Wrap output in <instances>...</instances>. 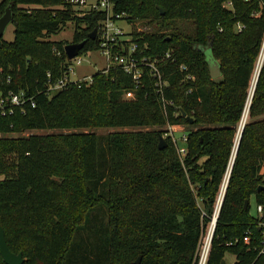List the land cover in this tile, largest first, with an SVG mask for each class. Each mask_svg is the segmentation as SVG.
<instances>
[{"label": "trees", "instance_id": "16d2710c", "mask_svg": "<svg viewBox=\"0 0 264 264\" xmlns=\"http://www.w3.org/2000/svg\"><path fill=\"white\" fill-rule=\"evenodd\" d=\"M112 2L132 21L157 22L153 32L132 35L152 56L170 51L160 62L168 80L162 93L149 76L135 98H124L132 77L112 67L95 72L90 83L72 81L48 94L47 73L62 77L69 63L68 42L51 34L72 20V41H80L104 12L78 15L66 0L0 1V15L12 4L14 25L12 40L0 38V91L24 89L35 100L0 116V225L9 248L23 253L22 264H137L139 255V264H196L214 217L261 58L264 0ZM98 45L89 38L80 53ZM207 49L220 63V77L210 75ZM67 120L79 129L151 128L10 134ZM178 122L187 127L185 153L171 136L159 147L163 126ZM252 196L264 206V60L207 264H229L226 253L234 255L231 264H264V225L250 212ZM0 264H7L1 252Z\"/></svg>", "mask_w": 264, "mask_h": 264}, {"label": "built area", "instance_id": "2783aa9c", "mask_svg": "<svg viewBox=\"0 0 264 264\" xmlns=\"http://www.w3.org/2000/svg\"><path fill=\"white\" fill-rule=\"evenodd\" d=\"M72 7L76 8V13L78 15L85 14L90 11H103L104 17L100 20V24L97 26L96 39L98 40V50L104 55L106 64L98 71L108 72L112 67H119L123 69L126 73L130 74L133 80V87L128 88L124 92V98L131 99L135 98L136 92L135 89L144 85L146 78L151 76L154 78L155 87L159 92L162 93L164 85L168 84V80L165 78L164 71L160 66V62L165 58L170 56V51H166L160 57L152 56L146 52V47L142 46L141 43L137 40V37L132 35L131 31H126L124 29V24H131V19L125 11L116 12L113 8L112 0H66ZM124 22V23H123ZM241 27V26H240ZM82 54L80 53L69 59L68 68L64 76L58 77L55 79L51 78V72L49 71L47 75L49 76L48 85L46 92L52 94L53 91L65 88L69 86L72 81L85 80L90 83L93 80V74H86L80 78L72 79L70 73L74 71V67L71 64V61L74 60L76 63H81L83 61ZM260 63L262 66V62ZM182 70H187V66L180 64ZM3 68L0 66V79L2 78ZM185 78L193 79L194 76L186 72ZM8 79H10L8 77ZM252 90L249 92V97L247 99L246 106L244 108L240 123H239V132L238 139L241 133L242 128L246 122V118L249 113L250 100ZM251 97V98H250ZM163 100H166L164 97ZM30 103L32 106H35L34 96L28 94L24 89L13 91L8 90L7 92L0 91V116H8L13 114L17 107L24 109L26 103ZM169 103H172V100H168ZM178 112L175 113L177 115ZM182 123H167L169 127L171 125L177 126ZM173 140L177 142L172 135H169ZM182 140H187V134L183 131ZM238 143V140H237ZM179 147V144H177ZM237 148V144L235 141ZM180 150V149H179ZM186 151V147H185ZM236 151V149H235ZM182 152V151H181ZM235 155V154H234ZM234 158V156H233ZM233 160V159H232ZM232 163V161H231ZM231 166V165H230ZM230 169V168H229ZM229 169L227 171L226 177L221 185V189L218 195L217 205L215 207L214 217L219 214V207L222 198L226 191V185L228 183L227 177L229 174ZM230 175V174H229ZM229 179V178H228ZM258 217L261 219V224L264 225V206L262 204H257ZM213 217V218H214ZM213 219L211 221V226L209 231L202 236L204 239L203 242H200L199 255L196 264H207L208 255L211 247V241L213 236ZM201 239V241H202ZM244 240L248 242L250 240L249 235L244 236Z\"/></svg>", "mask_w": 264, "mask_h": 264}, {"label": "rangeland", "instance_id": "374dc122", "mask_svg": "<svg viewBox=\"0 0 264 264\" xmlns=\"http://www.w3.org/2000/svg\"><path fill=\"white\" fill-rule=\"evenodd\" d=\"M91 1H93V0H91ZM156 23L157 22H148L147 20H137L136 19V20L131 21V24H126V25L124 24V29L126 31L134 30V31L153 32L157 27ZM73 36H74V22L72 20H68L66 22L65 26L63 28H61L59 31L52 33L50 38H52V39H63L64 41L72 42ZM3 37L5 39H8V40H12L14 38V25L12 22H10L7 25V27L4 31ZM82 58H83V61L81 63H76V61H74V60L71 61V64L74 67V71H72L70 73V77L72 79L80 78L86 74H94L95 72L98 71V69H101L106 64L104 55L97 48L89 49L86 52H83ZM258 62H259V60L257 61V64L255 66L251 80L255 74H256L255 76H257V72L259 70ZM257 67H258V70H257ZM255 70H257V72ZM255 81H256V79H255ZM255 81H254V85H252V83H253L252 81L250 82L249 92H250V90H252L250 96H253V93H254L253 89L255 90L254 86H256V82H257V81L255 82ZM252 87H253V89H252ZM249 92H248V97H249ZM251 100H252V98H251ZM251 100H250V104H251ZM249 109H250V105H249ZM248 117H249V113H248V116L246 118V121H247ZM69 122L70 121L67 120L63 126L58 127V128L32 129V130H27L24 132L11 131L10 134L17 136V135H20L23 133L28 134L30 132L50 133V132L59 131V130L64 131V132H68V131H72V130H89V129L95 130L98 133H107V132H114V131L119 132V131L133 130V129H149V128H151L150 126L149 127H132V126L118 127V126H110L109 125L106 127H91V128L89 126L86 128L79 129V128H75L72 125H70ZM186 128L187 127L185 126V124H180L177 126L171 125V127H169L168 125L163 126V129L166 130L163 133V135L165 137L172 135L175 139H177V142L179 143V149H180V151H182V153L186 152L185 151V141H183L181 138L183 131H185ZM238 132H239V129H237V131H236L234 142L236 141V138L238 137ZM250 212L254 215H258L255 201H252ZM3 218L5 219L6 223L11 222V218L9 217L8 214L4 215ZM210 226H211V223H209V225L207 226L205 234L209 231ZM13 227L18 228L16 226H13ZM203 241H204V239H202L201 242H203ZM140 260H141V258H140ZM226 261H227V263L231 264L234 261V255L232 253H226Z\"/></svg>", "mask_w": 264, "mask_h": 264}, {"label": "water", "instance_id": "95a60500", "mask_svg": "<svg viewBox=\"0 0 264 264\" xmlns=\"http://www.w3.org/2000/svg\"><path fill=\"white\" fill-rule=\"evenodd\" d=\"M159 8L161 10V13H163L164 9L160 5H159ZM12 20H13V11H12V4L10 3L5 8L4 13L2 15H0V38L3 37L4 31H5L6 27H7V25L10 22H12ZM96 34H97V27H95L94 30L92 32H90L89 35L86 38H83L80 41H72V42L66 43L64 48H65L67 57L69 59H71L74 56H76L77 54H79L80 50L85 46L87 40L89 38L95 39ZM206 56H207L206 59H207V62H208V67H209V72H210L211 77L212 78L220 77L222 75V71H221V67H220L219 61L212 56L211 50H209V49L206 50ZM260 69H261V65L259 67V70H258V73H257V76H256V81L258 79V76H259V73H260ZM253 91H254V89H253ZM183 115H185L188 119L193 120V117L190 116V115H187L185 111H183ZM242 132H243V128L241 130V133H240V136H239V139H238L237 148H238V145H239V142H240V138H241ZM159 137H160L159 147L163 148V147H165L167 145L166 137L163 134H161V133H160ZM237 148H236L235 154L237 152ZM234 157H235V155H234ZM233 160H234V158H233ZM233 160H232V163H231V166H230V169H229V174H230V171H231L232 166H233ZM229 174H228V177H227V181H228V178H229ZM226 187H227V185H226ZM222 202H223V198L221 200L219 210L221 208ZM248 203H249V199H247L245 201V206ZM217 218H218V213L213 218V224H214L213 233H214L215 225H216V222H217ZM0 252L2 254V257H3L4 261L7 264H22L23 261L25 260V257L23 256V253L21 251L16 253V252L12 251L9 248V246L7 244L6 237H5L4 228L1 225H0ZM140 258H141V255H139L137 260H136L137 264H139Z\"/></svg>", "mask_w": 264, "mask_h": 264}, {"label": "bare ground", "instance_id": "6f19581e", "mask_svg": "<svg viewBox=\"0 0 264 264\" xmlns=\"http://www.w3.org/2000/svg\"><path fill=\"white\" fill-rule=\"evenodd\" d=\"M261 58H259L260 59V61H259V64H258V67H260V63H261V61H262V59H263V57H264V44H263V49H262V53H261V56H260ZM257 67V68H258ZM258 73V72H257ZM256 75V74H255ZM254 75V77H253V80H252V82L253 81H255V79H256V76ZM252 85H254V82L252 83ZM252 89H253V87H252Z\"/></svg>", "mask_w": 264, "mask_h": 264}, {"label": "crops", "instance_id": "0c3cea01", "mask_svg": "<svg viewBox=\"0 0 264 264\" xmlns=\"http://www.w3.org/2000/svg\"><path fill=\"white\" fill-rule=\"evenodd\" d=\"M252 201H255L254 196H252L251 199H250V203H251V204H252ZM255 202H256V201H255ZM250 208H251V207H250ZM253 215H254V214H253ZM233 262H234V261H233ZM233 262H232V263H233Z\"/></svg>", "mask_w": 264, "mask_h": 264}]
</instances>
